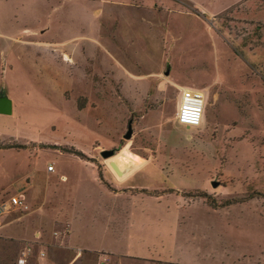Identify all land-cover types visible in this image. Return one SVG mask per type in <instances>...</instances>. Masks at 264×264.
Returning <instances> with one entry per match:
<instances>
[{
  "label": "rangeland",
  "instance_id": "374dc122",
  "mask_svg": "<svg viewBox=\"0 0 264 264\" xmlns=\"http://www.w3.org/2000/svg\"><path fill=\"white\" fill-rule=\"evenodd\" d=\"M0 93V264H264L262 0H0Z\"/></svg>",
  "mask_w": 264,
  "mask_h": 264
},
{
  "label": "built area",
  "instance_id": "2783aa9c",
  "mask_svg": "<svg viewBox=\"0 0 264 264\" xmlns=\"http://www.w3.org/2000/svg\"><path fill=\"white\" fill-rule=\"evenodd\" d=\"M205 104L206 100L203 90L190 87L184 88L181 92L178 104L177 118L179 123L192 128L200 126L204 117ZM48 168L53 170L52 165ZM12 205L20 208H26L23 198L13 196L10 198L9 202H4L0 206V215L4 212V210L10 209ZM26 254L27 252H25V255ZM19 262L25 263L26 259L22 257L19 259Z\"/></svg>",
  "mask_w": 264,
  "mask_h": 264
},
{
  "label": "crops",
  "instance_id": "0c3cea01",
  "mask_svg": "<svg viewBox=\"0 0 264 264\" xmlns=\"http://www.w3.org/2000/svg\"><path fill=\"white\" fill-rule=\"evenodd\" d=\"M66 56H68L69 58H70V55L68 54V53H66ZM0 149H4V148H0ZM36 163L34 162L33 163V166L32 167H30L28 170H26L22 175H23V177H21L19 180H17V187L18 186H24L25 187V190H29L30 188H31V186H33V184H34V178H35V176H36V172L34 171V165H35ZM3 165H5V164H2V166ZM49 169V168H48ZM49 170H51V169H49ZM54 170V169H53ZM2 173H4L6 176H8L10 173H9V171H8V169L7 168H5L4 169V171L2 172ZM28 179H30V181L28 180ZM3 186V185H2ZM6 186V185H5ZM1 187V186H0ZM27 196H28V194H27ZM13 197V196H12ZM17 197H21V198H23V201H24V204H25V206H26V208H20V207H16V206H11L10 207V209L12 208V207H14V208H19V209H28L29 208V203H28V201L26 200V195H25V193H20V194H18L17 195ZM9 200H10V198L8 199V200H6L5 202H9ZM4 202H2V204H3ZM9 211V209L7 210H4V212L2 213V214H4L5 212H8ZM1 214V215H2ZM20 218H12V219H9L4 225H1V227L0 228H2V226L3 227H6V231H8V232H17V231H19V230H17V228H15V227H18V225L20 224V222H18V220H19ZM9 237H14V238H18V237H16V236H10L9 235ZM21 264H23V263H21ZM173 264H175V263H173ZM178 264V263H177Z\"/></svg>",
  "mask_w": 264,
  "mask_h": 264
},
{
  "label": "water",
  "instance_id": "95a60500",
  "mask_svg": "<svg viewBox=\"0 0 264 264\" xmlns=\"http://www.w3.org/2000/svg\"><path fill=\"white\" fill-rule=\"evenodd\" d=\"M13 112V100L7 95L0 93V114H12ZM189 127V126H188ZM132 135V129L129 128V132L125 135L126 138H130ZM117 152L116 148L113 149H105L101 151V155L103 158L108 159L113 157ZM111 167L116 171V173L120 176L125 174V171L121 170L119 165L115 161L110 162ZM219 183L217 181L213 182V186H218Z\"/></svg>",
  "mask_w": 264,
  "mask_h": 264
},
{
  "label": "trees",
  "instance_id": "16d2710c",
  "mask_svg": "<svg viewBox=\"0 0 264 264\" xmlns=\"http://www.w3.org/2000/svg\"><path fill=\"white\" fill-rule=\"evenodd\" d=\"M264 2V0H262ZM1 147V146H0ZM8 147V146H7ZM13 147V146H12ZM14 147L16 148H20V147H23L22 144H16Z\"/></svg>",
  "mask_w": 264,
  "mask_h": 264
}]
</instances>
